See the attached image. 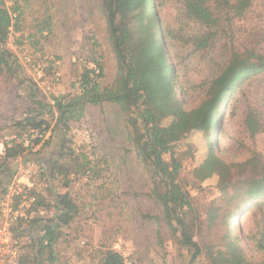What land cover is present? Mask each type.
<instances>
[{
    "label": "rangeland",
    "instance_id": "obj_1",
    "mask_svg": "<svg viewBox=\"0 0 264 264\" xmlns=\"http://www.w3.org/2000/svg\"><path fill=\"white\" fill-rule=\"evenodd\" d=\"M5 1L18 10L4 43L12 55V68L0 69V141L6 144L30 136L31 130L18 135L22 131L18 121L37 109L38 96L50 103L38 107L49 122L45 139L54 137L40 153H35L37 146L31 150L34 154L24 153L14 161V178L21 176V181L45 191L48 184L41 169L51 150L60 152L59 139L64 150L62 157L52 159L59 167L55 174L80 169L53 180L55 190L68 192L78 206L54 243V264H96L109 248L127 264H188L178 226L174 221L169 226L152 194L150 166L137 155L141 130L136 128L141 126L131 125L118 102L103 98L117 89L118 65L99 0ZM121 1L130 6L142 0ZM186 1L154 0L157 16L150 4L147 11L161 29L167 61L177 75L178 100L190 110L209 95L213 80L234 52L251 60L253 55H264V0H248L239 15L227 13L211 27L188 11ZM153 30L160 37L158 27ZM211 35L199 49L196 41ZM93 62L101 70L90 75L96 88L88 94L80 79ZM226 95L208 136L214 138L209 141L216 156L230 165L228 195L220 188L217 172L195 174L209 150L206 131L187 134L174 145L181 184L192 195L189 232L202 248L193 264H216L217 251L229 243L228 232L237 238L245 260L264 264V250L258 251L251 242L264 225V199L240 201L244 182L264 171V70L243 76ZM52 97L66 105L60 135L58 112L49 107ZM164 159L170 161L169 154ZM84 163L88 170L82 173ZM38 211L44 217L52 214V208ZM21 240L24 244L27 238Z\"/></svg>",
    "mask_w": 264,
    "mask_h": 264
},
{
    "label": "trees",
    "instance_id": "obj_2",
    "mask_svg": "<svg viewBox=\"0 0 264 264\" xmlns=\"http://www.w3.org/2000/svg\"><path fill=\"white\" fill-rule=\"evenodd\" d=\"M140 2L129 6V3L121 0H99V8L105 18L109 45L118 65V86L117 89L106 92L104 97L103 95H95V97L100 96L118 102L121 109L127 113L131 125L141 126L140 129L136 128V131L141 130L136 139L137 155L150 166L154 178L152 194L161 204L169 226L173 227L172 221L178 226L179 241L189 253L188 264H193L201 255L202 248L189 232L188 221L193 216V201L190 191L185 189L180 181L181 163L174 156L175 142L194 131H206L209 150L203 162L195 169V174L200 176L207 172L212 174L217 172L220 188L228 195L226 191L231 183L230 165L214 153L210 144L214 138L209 137L212 136L210 130L218 119L220 103L226 100V94L232 91L238 80L247 74L264 70V55H253L254 59L251 60L248 56L234 52L224 69L213 80L209 95L197 107L186 110L177 97V75L167 61L161 29L158 23L152 22L147 11V5L150 4L151 10L157 16L154 0ZM186 4L188 11L195 18L205 26L211 27L219 25L227 13L239 15L248 6V0H187ZM17 10L16 6H8L5 0H0V69L12 68V55L4 47V43L10 27L15 26L11 23L9 11L17 13ZM153 26L158 27L160 37L155 36ZM212 36L214 35L197 40L195 44L199 49L205 47ZM92 74L94 72L87 67L82 72L80 86L84 92L88 93V90L96 88L90 77ZM100 75L102 73L96 76ZM30 88L35 94L37 93L34 88ZM90 98H94L93 95ZM52 99L54 103L49 107H54L58 112L56 126L60 135L59 124L64 121L66 105L57 97ZM46 103L50 104L44 97L38 96V107ZM38 107L32 114L18 121L22 130L19 136L30 130L48 131L49 122L41 115L40 108L38 111ZM53 139L52 134L47 139H33V146L41 143L35 153H40L41 149L52 144ZM56 146L60 152L51 150L46 165L43 164L44 167L41 169L48 184L45 191L37 190L34 186L31 188V192L36 195L32 207L33 216L27 221L18 219L11 225L13 236L19 243V264H54L56 260L54 243L62 234V229L68 226L78 213V206L68 192L56 191L53 180L58 176H63L64 179L70 173L75 175L80 169H73L68 173L59 170L55 174V170L59 167L56 168L55 160L52 159L54 156H63L64 141L59 139ZM31 150V146H24L15 138L5 144L4 153L0 155V198L15 176L14 161L24 153L34 154ZM69 150L73 152L70 148ZM165 154H169L170 161L164 159ZM38 164L40 167L41 162ZM214 166H217V169H214ZM81 169L82 173L87 172L85 163L81 165ZM244 186L240 201L264 199V171L247 179ZM39 207L42 210L52 208V214L44 217L39 213ZM25 237L27 241L22 244L21 239ZM228 237L229 243L224 249L217 251L218 257L215 258V263L255 264L245 260L237 238L230 232ZM252 237L251 242L254 247L258 251H263L264 225L259 231V236ZM96 264L127 263L118 251L109 248L102 253Z\"/></svg>",
    "mask_w": 264,
    "mask_h": 264
},
{
    "label": "built area",
    "instance_id": "obj_3",
    "mask_svg": "<svg viewBox=\"0 0 264 264\" xmlns=\"http://www.w3.org/2000/svg\"><path fill=\"white\" fill-rule=\"evenodd\" d=\"M9 13L13 25L17 13L11 11ZM88 68L94 73L99 72V68L94 62L89 63ZM45 136L46 131L31 130L30 136L24 134L19 141L24 146H31L33 149L40 146L41 143L33 146L32 140L35 138L45 139ZM4 149L5 144L0 141V155H3ZM21 178V176L13 178L14 180L9 183L5 194L0 198V264H19V243L13 236L11 225L18 219L27 221L34 214L32 207L35 204L36 195L31 192L32 182L21 181Z\"/></svg>",
    "mask_w": 264,
    "mask_h": 264
}]
</instances>
